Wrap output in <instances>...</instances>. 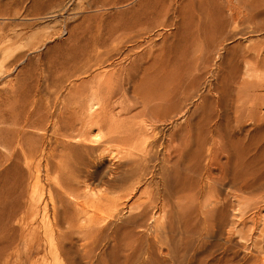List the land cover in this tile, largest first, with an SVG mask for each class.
Wrapping results in <instances>:
<instances>
[{"label":"rangeland","instance_id":"1","mask_svg":"<svg viewBox=\"0 0 264 264\" xmlns=\"http://www.w3.org/2000/svg\"><path fill=\"white\" fill-rule=\"evenodd\" d=\"M230 1L243 9H234L248 22L240 20L241 24L249 25L252 19V28H263L258 33L249 28L241 39L259 42L263 60L250 58L249 74L241 64L229 86L230 104L220 116L229 133L217 140L219 145L227 141L233 158H246L253 179L264 182V0H0V264H90L96 260L85 248L88 237L74 228L68 231L75 223L74 211L95 204L88 197V185L96 190L109 187L105 195L112 198L123 196L117 180L131 165L126 161L140 152L135 144L127 147L131 154L125 155L121 146L106 145L104 134L96 135L104 125L105 131L121 136L132 122H122V113L110 107L102 109V101L111 89L121 87L128 73L137 77L145 73L142 87L148 94L167 91L183 76L192 80L198 62L177 43L181 23L190 14L194 20L213 22L214 17L208 19L200 8L209 7L214 14L212 8L220 4L227 13ZM165 16V27L150 34L154 41L131 43L124 37L128 30L158 23ZM201 45L198 42L196 50ZM137 58L143 63L142 73L138 63L127 72L126 65ZM144 65L149 69H142ZM212 76L209 73L203 84L210 97L216 94L213 88L220 78ZM129 94L123 107L130 102L131 114L141 111L135 121L144 124L148 117L142 115L143 104ZM120 99L116 97L118 103ZM192 101L181 105L180 115H174L167 128L183 125L197 114ZM93 102H98L96 110ZM177 106L175 102L166 109L174 112ZM256 193L220 199L224 218L210 253L222 264H264V189ZM60 228L66 235L61 242ZM191 254L182 253L180 264Z\"/></svg>","mask_w":264,"mask_h":264},{"label":"bare ground","instance_id":"2","mask_svg":"<svg viewBox=\"0 0 264 264\" xmlns=\"http://www.w3.org/2000/svg\"><path fill=\"white\" fill-rule=\"evenodd\" d=\"M230 2L232 4L233 1ZM231 4L227 13L218 4L212 8L214 14L209 13L210 10L208 12L209 7L200 6L202 14L208 19L211 16V20L214 17L215 21L207 23L199 18L194 20L195 18L190 16L193 14L189 13L190 15L187 14L188 17L181 23L182 27L178 28L182 35L179 37L177 34L180 32L174 30L179 37L176 39L177 43L189 50L187 54L191 56L192 61L198 62L192 80L183 76L178 84H173L167 91L158 90L154 94H148L142 87L145 73L143 72V76L138 74L139 77L135 73H128L123 77L121 87H117V84V88L111 89L107 98L102 101V109L110 107L111 111H117L118 115L122 113L119 116L122 122H132L131 127L126 126L130 129L121 136L116 135L119 134L117 132L113 135L110 129L105 131L107 126L101 125L100 122L101 126L98 127L96 135L104 134V143L108 146L114 143L115 146H121L120 152H125V155L131 154L127 147L135 144L140 145V152L133 154L132 158L126 161V164L131 165L123 170V176L120 175L121 178L117 180L120 181L117 189L125 191L123 196L112 198L105 195V190L109 187L104 186L96 190L88 185L86 187L88 197L95 204L89 203L74 211L75 223L69 226L68 231L74 228L88 237L89 241L84 240L85 248L87 252L93 253V260L96 258L95 261H89L90 264H180L181 254L191 252L186 263L182 264H222L223 260L217 261L210 253L216 244L217 226L224 218L220 199L224 195L236 199L239 198L238 193L253 194L264 189V182L253 179L250 173L251 166L245 162L246 158L240 156L233 158L229 146L225 144L228 142L219 145L217 140V137L222 138L225 133H229L221 123L220 116L222 109L227 110L230 104L227 101L231 89L229 86L234 83L241 64H245V70L249 74V59L256 57L259 63L263 60L261 56L263 52H260L262 46L259 42L248 43L249 41L241 40L249 28L251 32L257 33L263 31V28L259 25L256 29L252 28L250 17L249 20L246 18L249 25L245 24L247 21L240 19L242 16L238 17L243 9L238 8V2L237 7ZM235 8L240 9V12H234ZM166 16L158 23L132 28L124 37L131 43L145 39L154 41L150 34L159 26L165 27ZM240 20L246 21L242 23L243 26ZM165 39L167 40L164 37L163 40ZM198 42L203 45L196 50ZM140 59L129 62L126 71L129 72L136 67ZM226 63L227 68L222 65ZM138 64V71L142 73L140 68L143 63ZM142 69L147 70L149 67L146 65ZM209 73L213 74L215 80L223 73L213 88L217 95L214 94L212 97L208 95L209 91L205 90L207 92L205 94L203 87ZM122 76L120 75V78ZM111 83L110 85L113 84ZM209 90L213 92L212 88ZM130 91L143 104L142 115L148 117L144 119V124L135 121V118L141 115V111L131 114V108H128L130 102L126 108L123 107L124 98L130 95ZM181 94L184 96L181 97ZM116 97L121 98L119 103ZM191 100L197 114L183 125L167 128L169 124H173V116L180 115L181 105L185 102L191 103ZM175 102L178 103V110L171 112L166 109ZM97 105L98 102H93L92 109L96 110ZM124 109L127 111L126 114L122 112ZM98 111L95 113L98 114ZM22 113L21 111L20 114L23 115ZM20 114L16 119L20 120ZM106 115L103 116L106 118ZM100 117L97 115L96 118ZM224 137L226 138V135ZM108 146H104V150H107ZM55 167L59 168L56 165ZM95 172L97 170L93 169L91 175L95 176ZM75 196L82 197L77 194ZM59 232L61 242L66 235L61 234L62 228ZM82 257L85 259L86 256Z\"/></svg>","mask_w":264,"mask_h":264}]
</instances>
